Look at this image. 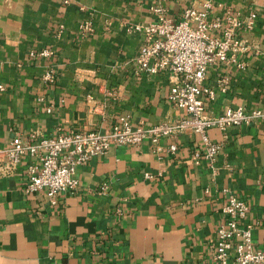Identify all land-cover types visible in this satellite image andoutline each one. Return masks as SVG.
<instances>
[{
  "label": "crops",
  "instance_id": "obj_1",
  "mask_svg": "<svg viewBox=\"0 0 264 264\" xmlns=\"http://www.w3.org/2000/svg\"><path fill=\"white\" fill-rule=\"evenodd\" d=\"M245 17L254 29L238 38L246 51L236 63L208 70L205 84L227 77V93L207 103L210 115L224 108L264 104V0H212ZM194 0H163L180 20ZM149 0H0V147L15 135L46 137L58 128L81 132L109 129L119 115L133 126L155 125L180 112L168 102L167 73H134L141 34L128 25L150 21ZM91 19L94 33L82 38L78 25ZM64 27L57 35L58 26ZM50 48L51 60H29L28 52ZM243 65V68L240 66ZM49 69L54 85L41 77ZM39 97L43 103H37ZM53 105L47 114L44 109ZM220 142L217 129L207 132ZM216 159V172L190 154L196 135L163 138L175 155L160 159L151 144L110 149L77 169L78 189L51 206L44 192L25 196L24 167L0 178V264H203L208 244L223 221L224 190L248 205L252 245L264 248V123L230 128ZM149 175L150 178H145ZM107 186L104 195L97 190ZM123 213L117 220L116 210Z\"/></svg>",
  "mask_w": 264,
  "mask_h": 264
},
{
  "label": "built area",
  "instance_id": "obj_2",
  "mask_svg": "<svg viewBox=\"0 0 264 264\" xmlns=\"http://www.w3.org/2000/svg\"><path fill=\"white\" fill-rule=\"evenodd\" d=\"M150 21L128 25L131 34H141V47L134 59L136 76H155L167 73L171 87L167 96L170 105L180 116L166 118L155 125L141 122L133 126L128 115H119L109 129L81 132L58 128L51 137L39 133L16 134L5 146L0 147V178L13 176L23 166L26 182L25 196L41 192L51 206H56L62 193H73L78 189L77 169L87 165L93 158L104 156L110 149L139 146L143 141L151 144L153 152L175 155L176 143L160 146L163 138L175 139L182 134L196 135L198 146L190 154L194 165L201 161L216 172V159L227 140V130L234 127L264 123V104L253 108L226 107L218 116L210 115L207 103L215 100L216 94L228 91L230 80L221 77L215 87L205 84L208 70L220 63H236L237 55L246 51L238 35L251 32L258 15L249 12L245 17L212 0H194L182 9L180 20L169 17L163 0H149ZM68 3V0H65ZM264 18V13H263ZM64 27L58 26L57 35ZM82 38L94 33L91 19L78 25ZM55 53L50 48L31 50L29 60H51ZM243 68V65H237ZM47 85L56 82L52 69L41 77ZM5 87L0 84V92ZM37 103H43L39 97ZM50 114L53 105L45 107ZM217 129L222 134L220 142H213L207 132ZM145 178H150L145 175ZM107 186L98 190L104 195ZM226 203L222 208L223 221L208 244L209 260L203 264H264V248L252 245L253 226L245 224L248 205L234 193L224 190ZM123 215L118 209L116 218Z\"/></svg>",
  "mask_w": 264,
  "mask_h": 264
}]
</instances>
